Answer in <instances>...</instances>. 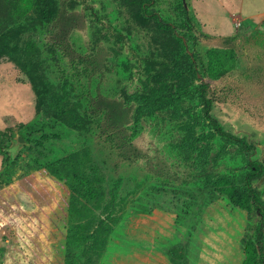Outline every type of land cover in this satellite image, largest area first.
I'll return each instance as SVG.
<instances>
[{"label": "rangeland", "instance_id": "1", "mask_svg": "<svg viewBox=\"0 0 264 264\" xmlns=\"http://www.w3.org/2000/svg\"><path fill=\"white\" fill-rule=\"evenodd\" d=\"M250 185L264 0H0V264H264Z\"/></svg>", "mask_w": 264, "mask_h": 264}, {"label": "trees", "instance_id": "2", "mask_svg": "<svg viewBox=\"0 0 264 264\" xmlns=\"http://www.w3.org/2000/svg\"><path fill=\"white\" fill-rule=\"evenodd\" d=\"M148 1L149 2H152L153 0H148ZM203 99L206 102V110H205L206 117L210 121V123L212 124V126L216 129V132L220 136H222L224 138H228L230 140H233V141H236V142L240 143L241 146L244 149H246V150L250 149L249 148V145H248V142L246 140H244L242 138H238L235 135L230 134V133H228V132H226L224 130V128L215 120V118L211 114L213 101L211 99L207 98L205 95L203 96ZM253 165L256 168L255 169V172L253 174L259 173L260 170H261L260 164L257 163V162H254ZM249 188H250L249 189L250 194L252 196V199L255 202V205L263 212V222H262V226H261V228H260V230L258 232V235H257V242H258V245L261 247L262 251L264 252V206L260 203L259 197L255 193V191L252 189L251 185H250ZM263 261H264V259H263Z\"/></svg>", "mask_w": 264, "mask_h": 264}, {"label": "crops", "instance_id": "3", "mask_svg": "<svg viewBox=\"0 0 264 264\" xmlns=\"http://www.w3.org/2000/svg\"><path fill=\"white\" fill-rule=\"evenodd\" d=\"M254 6H251V9L253 10H258L257 6L255 5V3L253 4ZM263 12H259V14L256 12L255 14H252L250 16L247 17L249 23L251 24V26H254V24L257 23L258 19L262 18Z\"/></svg>", "mask_w": 264, "mask_h": 264}, {"label": "built area", "instance_id": "4", "mask_svg": "<svg viewBox=\"0 0 264 264\" xmlns=\"http://www.w3.org/2000/svg\"><path fill=\"white\" fill-rule=\"evenodd\" d=\"M241 25H242V23H240V22H239V23H237V27H240Z\"/></svg>", "mask_w": 264, "mask_h": 264}]
</instances>
